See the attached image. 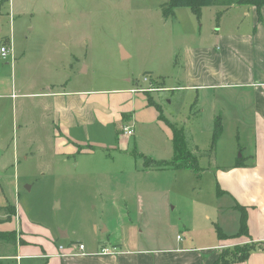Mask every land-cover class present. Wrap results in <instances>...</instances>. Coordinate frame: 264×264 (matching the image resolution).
<instances>
[{
	"label": "rangeland",
	"instance_id": "obj_1",
	"mask_svg": "<svg viewBox=\"0 0 264 264\" xmlns=\"http://www.w3.org/2000/svg\"><path fill=\"white\" fill-rule=\"evenodd\" d=\"M165 2L0 0V45L11 43L13 49L12 60L0 59V94L11 93L1 99L6 115L0 205L13 204L16 211L1 225L20 224L22 237L37 244L31 246L40 249L50 243L55 250L61 245L71 251L83 243L90 250L119 241L151 248L173 244L176 236L182 238L180 244L187 240L201 246L215 242V225L233 231L235 217L226 199L216 200L214 171L217 162L230 154L243 155L244 146L250 145L245 135L238 140L233 125L249 120L224 119L213 143L216 114L221 116L220 101L227 89L195 93L172 87L183 86L175 76L176 54L197 43L221 52L217 27L226 25L233 10L211 4L196 17L181 6L165 18ZM124 48L128 55L123 56ZM144 74L162 77L164 85L171 86L149 96L168 121L182 128L188 147L196 152L198 171L144 163L170 160L173 152L172 133L158 119L156 107L147 103L148 93L127 92ZM230 75L229 70L225 78L233 79ZM64 86L103 94L98 101L107 121L96 120L70 133L84 141L81 146L67 141L71 138L55 127L39 98L22 95ZM12 106L18 111L16 122L11 120ZM120 106L133 113V135L118 134L121 122L113 115ZM11 250L0 244V254Z\"/></svg>",
	"mask_w": 264,
	"mask_h": 264
},
{
	"label": "crops",
	"instance_id": "obj_2",
	"mask_svg": "<svg viewBox=\"0 0 264 264\" xmlns=\"http://www.w3.org/2000/svg\"><path fill=\"white\" fill-rule=\"evenodd\" d=\"M230 9L233 11L230 12L226 25L222 29L217 27L219 42L223 43L221 52L217 53L213 48L202 43L185 45L175 58L177 63L175 76L178 81L183 82V86H172L192 90L195 93L213 88L227 89L224 93L226 98L220 101L221 116L216 114L219 122L222 123L224 119L231 122L249 120L243 126L235 123L233 125H235L234 131L238 140L241 141L245 135L250 145L244 146L243 155L242 152L236 157L230 154L224 162H217L214 171L216 200L226 199L228 210L235 217L233 231L228 233L221 229L228 237L221 239L215 235L214 243L197 246L187 240L180 244L182 238L178 241L176 236L173 244L162 242L159 247L151 248L139 247L138 244L121 245V242L117 241L112 244L118 248L115 254L99 253L100 247L104 244L90 250H87L84 245L83 253H81L73 248L71 251L64 249L60 251L57 249L58 246L55 250L49 242L47 246L40 245V249H37L35 241L30 240L33 238L25 240L22 237L24 231L20 224L19 228H7L4 224L1 225L4 222L0 221V230L14 229L18 232L17 240L25 241V243L17 241L15 245L2 243L12 246V250L0 254V264H209L219 248L248 242L255 243L256 247L246 259L235 261L233 264H264V250H262L264 246V6L259 8V13L254 6L242 4L226 6L222 11ZM217 14L221 13L217 12ZM243 21H246L245 24ZM124 55H128L125 48ZM229 70L230 77L233 79L227 80L225 74H228ZM150 75L155 77L160 87L168 89L171 87L164 85V78ZM142 84L138 82L135 87ZM135 87L127 88V92L131 94L139 92L130 90ZM236 88L240 89L239 93ZM98 91L96 89H65L64 86L61 90L47 87L46 92L36 91L22 95L33 99L39 98L51 122L64 136L71 138L67 141L75 146H81L85 143L70 135L73 130L86 128L94 124L96 120L107 121L105 112L100 110L104 107L98 101L103 94ZM10 94H0L2 95L0 97V145H3L2 121H5L6 115V108L1 99L9 97ZM11 114V120L16 122L18 111L13 106ZM113 119L121 122L118 134L130 136L122 133V127L127 125L131 126L133 135L132 111L120 106L114 113ZM220 125L222 129V124ZM246 129H248L247 132ZM56 141L63 146L66 145L62 138H56ZM73 145L67 151L73 150ZM2 206L5 205H0ZM242 210L245 214L248 235L236 236ZM13 216L15 217L16 214ZM229 218L232 219V216ZM31 243H34L36 247L31 246ZM27 259L30 261L24 262Z\"/></svg>",
	"mask_w": 264,
	"mask_h": 264
},
{
	"label": "trees",
	"instance_id": "obj_3",
	"mask_svg": "<svg viewBox=\"0 0 264 264\" xmlns=\"http://www.w3.org/2000/svg\"><path fill=\"white\" fill-rule=\"evenodd\" d=\"M211 4H219L222 7L226 8V6L230 5H251L256 8V11L259 13V8L264 6V0H166L164 4L161 5V15L167 18L171 16L173 10L175 8H179L181 6L188 7L191 12L197 16L200 14V10L202 7L210 6ZM157 83V82H156ZM160 86V85H159ZM147 96V103L154 105L156 107L158 114V119H162L168 125L171 134V146L173 148L172 156L170 160H157L153 161L151 159L144 162L145 164L149 163L154 167H173V168H191L195 171H198L197 167V155L196 152L192 151L188 147L187 139L185 134L183 133L182 128H179L175 122L168 121L167 118L162 114V109L160 104L156 101L154 102L152 98L149 96L150 92ZM221 133V125L218 119L215 122L213 129V143L215 137ZM214 151V146L210 149V158H212ZM205 154L204 153H200ZM209 154V153H207ZM147 165V166H148ZM0 210L4 212V217L0 218L1 222H8L11 220L12 216L16 214L15 207L12 204H7L5 206L0 207ZM215 235L217 238L225 239L226 236L219 226L215 225ZM236 236L240 235H248L247 234V225L244 210L241 211L239 216V227ZM17 236L14 229L11 230H0V244H13L17 243ZM256 247V244L253 242L243 243V244H233L231 247H223L219 248L216 251L215 257L211 260L209 264H233L235 261H242L246 259L249 253ZM264 250V246L262 248Z\"/></svg>",
	"mask_w": 264,
	"mask_h": 264
},
{
	"label": "built area",
	"instance_id": "obj_4",
	"mask_svg": "<svg viewBox=\"0 0 264 264\" xmlns=\"http://www.w3.org/2000/svg\"><path fill=\"white\" fill-rule=\"evenodd\" d=\"M0 59L2 60H8V59H13V49L11 46V43L8 44H1L0 45ZM143 84L140 86H137L135 88H131L130 90L132 91H142V92H153L154 90H161L162 87L159 85H156V79L155 77H152L150 74H144L142 77ZM122 133L125 135H132V128L131 126H123L122 127ZM179 237V236H178ZM59 250L62 251L64 248L59 245ZM84 245L79 243L76 246V250L79 252L83 253ZM118 251L117 246H110V245H104L100 247V252L99 253H104V254H115V252Z\"/></svg>",
	"mask_w": 264,
	"mask_h": 264
},
{
	"label": "water",
	"instance_id": "obj_5",
	"mask_svg": "<svg viewBox=\"0 0 264 264\" xmlns=\"http://www.w3.org/2000/svg\"><path fill=\"white\" fill-rule=\"evenodd\" d=\"M61 236H65V233H60Z\"/></svg>",
	"mask_w": 264,
	"mask_h": 264
}]
</instances>
